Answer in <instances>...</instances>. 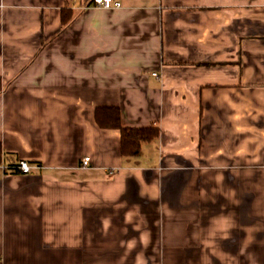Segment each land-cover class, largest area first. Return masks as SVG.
Segmentation results:
<instances>
[{
    "label": "crops",
    "instance_id": "1",
    "mask_svg": "<svg viewBox=\"0 0 264 264\" xmlns=\"http://www.w3.org/2000/svg\"><path fill=\"white\" fill-rule=\"evenodd\" d=\"M92 1L0 0V264H264V0Z\"/></svg>",
    "mask_w": 264,
    "mask_h": 264
},
{
    "label": "trees",
    "instance_id": "2",
    "mask_svg": "<svg viewBox=\"0 0 264 264\" xmlns=\"http://www.w3.org/2000/svg\"><path fill=\"white\" fill-rule=\"evenodd\" d=\"M71 20V12H62V22L65 24ZM96 121L101 128H115L121 131L122 154L123 156L138 155L142 144L157 139L160 136V129L157 127L149 128H124L121 125V111L119 108H98L96 110ZM2 147L0 146V163Z\"/></svg>",
    "mask_w": 264,
    "mask_h": 264
},
{
    "label": "built area",
    "instance_id": "3",
    "mask_svg": "<svg viewBox=\"0 0 264 264\" xmlns=\"http://www.w3.org/2000/svg\"><path fill=\"white\" fill-rule=\"evenodd\" d=\"M93 5L97 8L103 9H113V8H121L122 4L120 2H116L115 0H93ZM157 76V74H154ZM91 162L90 157H86L83 160V168H88ZM34 167L30 165L27 161H18L14 163H6L2 161L0 163V177H4L7 174L19 173V174H30L33 171Z\"/></svg>",
    "mask_w": 264,
    "mask_h": 264
}]
</instances>
